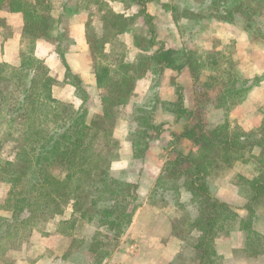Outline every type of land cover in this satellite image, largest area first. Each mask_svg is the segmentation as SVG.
<instances>
[{
    "label": "trees",
    "instance_id": "trees-1",
    "mask_svg": "<svg viewBox=\"0 0 264 264\" xmlns=\"http://www.w3.org/2000/svg\"><path fill=\"white\" fill-rule=\"evenodd\" d=\"M209 1L212 16L216 18L214 14L217 15L219 22L232 24L237 19L248 23L261 20L263 29L259 30L258 37L264 40V0ZM1 9L22 15L25 40H45L58 45L61 40L68 39L67 29L54 34L49 0H0ZM141 14L150 24L151 17L144 10ZM102 21L104 33L97 39L99 54L96 55L94 49V37L89 38L86 32L93 73L97 87L102 91L101 114L95 120H88L86 108L72 110L52 96L57 82L42 60L23 56L18 68L0 65V125L9 130L18 127L20 132L13 160L0 159V182L10 186L5 206L11 213L10 221L15 223L7 234L17 236L24 227L34 228L40 222H51L55 226V234L70 237L79 223L98 221L106 233L98 231L93 237L89 246L93 255L100 254L109 245L108 234L114 239L123 234L138 209L136 186L110 175L112 162L117 159L112 137L114 110L129 102L136 83L148 70L144 63L137 65L127 61L125 45L118 39L129 31L131 19L108 12ZM2 25L0 19V27L5 29V24ZM150 29L153 37L152 26ZM135 38L133 41L139 48ZM97 59L100 62L96 63ZM151 60L161 67H176L172 52L162 47L154 51ZM186 66L192 74L195 73L191 60L187 59ZM235 84L236 80H233L232 86L223 91V96L213 104L215 108H221L225 94L238 95L249 88L238 91ZM77 92L86 102L87 96L78 86ZM178 104L177 118L188 122L177 138L190 142L192 148L187 153H176L169 158L163 172L172 181H180L184 191L204 204L206 212L201 214L200 208V215L191 227L192 232L197 233L193 246L198 253L197 264H219L215 240L225 230V224L237 220L249 248L254 245L253 239L257 244L263 240V236L253 229V224L259 217L258 207H264V159L261 158L264 150L259 157L251 158L260 164V168L257 175L244 179L243 185L248 193L245 204L247 216L239 219L229 204L210 193L206 180L220 164L245 162V151L251 150H247L238 138L232 137L227 121L209 127L194 110L182 106L180 95ZM2 143L0 140V150ZM257 147L263 149L264 140ZM133 158H139L134 151ZM66 209L70 214L64 218ZM257 254L259 252L252 253Z\"/></svg>",
    "mask_w": 264,
    "mask_h": 264
},
{
    "label": "rangeland",
    "instance_id": "rangeland-1",
    "mask_svg": "<svg viewBox=\"0 0 264 264\" xmlns=\"http://www.w3.org/2000/svg\"><path fill=\"white\" fill-rule=\"evenodd\" d=\"M68 1L72 6L68 13L77 11L88 12L86 32H88L89 38L94 37L96 55L100 53L99 49H97L99 47L97 39L104 33L102 18L108 12H114L123 14L127 20L131 19L129 25L131 30L129 29V31L119 36L118 39L125 45L128 62L137 65L144 63L145 67L147 66L148 70L143 79L147 78L150 82L148 91L134 99L135 103L132 109L125 112L123 107H119L114 110L115 128H117V124L123 118L128 120V126L131 131L126 138V142L139 158H134L135 161L121 172L119 168H112L110 172L113 178L123 182H127L131 177L136 180L127 183L137 188L138 209L131 225L123 234L118 239H114L113 235L108 234L109 245L102 249L100 254L93 255L89 251L93 237L98 231L102 234L106 233V229L100 228L98 221L79 223L70 237L55 234V226L51 222H40L34 228L30 226L24 227L17 236L8 235L7 233L15 225V223L10 221L12 220L11 213L6 210L5 206L10 186L7 183L0 182V225L4 224V226L0 227V264H197L198 253L193 249L196 244L197 233L192 232L191 227L194 220L200 215V208L201 214L206 212L203 208L204 204L191 194L189 198L185 197V194L182 195L181 192L184 190L180 181H172V178L163 172V168L169 158L174 157L176 153L188 152L192 146L190 142L181 141L174 137L173 144L175 143V145L172 149L165 147L159 155L160 160H165V163L159 173H157L159 167H157V143L155 145V141H157L160 131L164 133L163 140H165L167 134L173 133L171 132L172 125L164 119L167 118V114L165 115L164 112L169 110L177 112L179 104L178 102L169 103L165 101V98L175 97L174 92L169 94V90L164 91L161 85V80L167 79L169 73L165 74V71H163L164 67L162 68L155 64L151 58L154 51L162 47V49H168L172 52L173 61L174 58L176 59L177 50H181V54L179 53L178 56L183 60H192L195 66L193 77L197 81L198 89H203L209 85V90L207 91L209 98L202 99V102L195 106L196 115L201 117L209 127H214L227 121L232 137L238 138L247 146V150H251V152L245 151L243 158L246 161H250L255 147L264 140V100L255 105V108L248 107L246 111L243 109L242 112L238 110L250 87L264 80V40L258 37L259 30L263 29L261 20L248 23L244 19H237L235 23L221 22L223 25H219L217 15L214 14L216 18L212 16L213 10L209 0ZM49 2L52 7L54 34L58 31L62 32L66 25L63 22L64 16L60 15V12L65 0H49ZM147 5L149 10L151 6L153 7V13H157L158 6L163 11L161 16L154 19L151 18L150 24L145 21L144 14H141V10H143V7L146 9ZM102 10H105V13ZM248 25L249 28L246 27ZM150 26H152V33H154L153 37H151ZM176 27L179 31L178 34L181 36L183 34L185 38L183 46L187 45L188 47L186 53L180 49L182 41L175 33V36L167 43L168 46L166 47L161 43L162 41H158L159 38L173 35ZM201 29L202 31L199 32ZM8 34V29L0 27V35L6 37ZM189 34L199 35L198 38L194 37V40H192L193 37ZM133 37H136L135 42L136 44L138 42L137 46L142 50L135 46ZM26 41L27 45H25L23 56H35V41ZM197 41H201V43H197ZM69 44L68 39H64L56 45L55 48L57 50L53 55V59H56V62L57 59L58 61H60L59 59H64V52L69 48ZM97 62H100V60L97 59ZM91 64L93 66L92 57ZM19 65L16 67L7 66L18 68ZM249 68L251 69L248 70ZM68 79L72 85L76 86V89L78 86L83 90L78 85L76 78L68 76ZM213 80L219 81L213 82ZM233 80H236V90L240 91L249 86L248 90L240 92L238 95L225 94L221 108H214L213 104H216L223 96V91L225 92L232 86ZM202 83L206 85L203 86ZM217 88L221 91V95L218 98L215 95ZM77 96H79V92H77ZM82 96L84 95L82 94ZM130 100L133 99L130 98ZM210 100H213V102H210ZM65 104L72 110H77L72 104ZM235 108L237 113H242L241 115L247 114L248 110L253 111L255 109L256 116L260 115L262 118L260 126L249 131L243 129L238 125L237 119L233 120L230 117L233 114L231 112ZM213 110L219 111L216 113ZM159 111L163 112L164 115H161ZM94 112L93 114L95 115L88 116L89 121L99 118L101 113L97 114L96 109H94ZM158 122L162 123L159 124ZM183 122V127H185L188 121L182 118V123L176 126L173 124V129L179 131ZM3 126V124L0 125V140L3 142V147L0 150V159L2 161L13 160L19 144L20 132L18 127H12L9 130L8 127ZM125 129L126 126L123 125L118 131L121 130L123 133ZM112 139L115 142L114 154L118 159L119 155L123 154L125 144L115 139L114 136ZM145 147L147 149L143 153L142 150ZM151 147L153 149H150ZM261 150H264V147ZM261 158L264 159V154ZM233 164H220L218 169L214 170L206 180V184L215 198H217L216 195L223 193L224 195L220 196H224L230 202L233 200V203L235 201L238 204L243 202L246 204L248 193L243 185L246 177L244 178L240 174L232 178L230 172L233 169ZM245 173V175H251L253 172L248 168ZM150 180H153L151 187L141 184V181L149 183ZM227 204L239 217L240 206L236 205V203ZM143 207H146L149 212L143 216L140 215L136 220L137 225L133 227L137 213ZM157 209L161 210L166 218L167 216H172L171 235L178 239L176 242L179 244V248H177L176 242L166 246L168 247L167 250L165 249V252L162 251L164 254L158 253L157 249L159 250V247L165 244V239L159 242L156 237L150 241L143 239L144 241L136 242V236L133 235V232H137V226H142L141 223L148 224V229H144V233L151 236L157 235V222L154 223V220H157ZM257 212L259 217L254 225L264 232V223L260 219L264 216V207H258ZM69 214L70 210L66 209L63 217L67 218ZM6 221L10 222L6 223ZM237 225V220L225 224V230L215 240L216 251L218 255L220 253L218 263L264 264V254L261 252L264 251V236L262 235L263 240L258 244L253 239L254 245L249 248L246 243L245 233L233 235ZM103 242L106 241L103 240ZM253 251L259 252V254L252 255ZM168 259L170 261H167Z\"/></svg>",
    "mask_w": 264,
    "mask_h": 264
},
{
    "label": "crops",
    "instance_id": "crops-1",
    "mask_svg": "<svg viewBox=\"0 0 264 264\" xmlns=\"http://www.w3.org/2000/svg\"><path fill=\"white\" fill-rule=\"evenodd\" d=\"M62 7H61L60 15L64 16L63 22L66 25L65 29H67L68 41L70 42L69 48L64 52V59L62 60L59 59L60 61H58L57 59V62H56V59L55 60L53 59V55L55 51L57 50V48H55L56 45H51L44 40H37L34 42L35 57L38 59H42L44 61L45 65L49 68L50 76L53 79H55L57 82V84L53 87L52 96L61 102L72 104L74 108L76 109H80L82 107L86 108L88 111V116L91 117L95 115L93 114L95 113L94 109L97 110V114L101 113V103H100L101 96L100 95L102 91L97 87V84H96L95 75L93 73V66L91 64L90 50H89V46L86 41V25H87L89 14L88 12H85V11H77L73 13H68L70 10V7H72L68 0H65V3L62 5ZM146 9L143 7L145 14H148L152 19H154L155 17L161 16L163 13L162 9L159 6L157 7V13L155 12L153 13L152 6L149 10V6L147 5ZM0 19L3 20L6 28L9 30V34L6 37H3L2 35H0V65H11V66L16 67L19 65L20 59L25 53V50H24V48L26 47L25 45H27V41L24 40L22 36L23 18L20 13H10V12H7L6 10H2L0 11ZM218 24L223 25L221 22L219 23V21H218ZM201 31L202 29L199 32ZM174 33L178 35L179 39H181L182 41V46H180V49H182V51L184 50V52L186 53L188 51V47L187 45L183 46V41L185 40V38L183 37V34L182 36L178 34L179 31L177 30V27H176L175 32H173V35H170L169 37L164 36L162 38H159L158 41L160 42L162 41L161 43H163L166 47L168 46L167 43L170 42V40L175 36ZM189 35L192 36L193 37L192 40H194V37L198 38L199 34L198 35L193 34L194 36L191 34ZM197 43H201V41L199 42L197 41ZM179 53L181 54V50L180 51L177 50V54L175 55L176 59L174 58V64L176 67H170V68L164 67V70H163L165 71V74L169 73L168 74L169 76L167 79L165 78L161 80L162 88H164V91L169 90V94H172L173 92L175 94V97L165 98V101L169 103L178 102V95H180L182 98V106L187 110H194L195 106L199 105V102H202V99L209 98L207 96L209 85H207V87L203 89L202 88L198 89L199 86L196 84L197 81L195 80V77H193L194 74H192L190 68L186 66L187 60L185 61L180 56H178ZM250 69L251 68H249L248 70ZM68 76H72L76 78L77 82L78 81L80 82V87L83 88V91L85 92L87 96L86 102H83L81 98L77 96V89L74 85L70 83ZM215 81H219V80H213V82ZM149 84L150 82L147 78L146 79L142 78L136 83L133 96L131 97L133 100H130L128 104L122 106L123 109H125V112L134 107V103H135L134 99L138 98L139 95L146 93L148 91ZM202 84L203 86L206 85L204 83ZM263 87H264V80L259 81V83L253 85L247 91L245 99L240 104L239 110L238 109L237 110L242 112L243 109L246 111L248 107L255 108V105H258V103L264 100V88ZM215 91H217L215 95H216V98H218L221 95V91L218 88ZM210 102H213V100H210ZM254 110L255 109H253V111L251 110L252 112L248 110L247 114L241 115L242 113H239V112L237 113L236 108H235V110L231 112L233 114L230 115V117L233 118V120L237 119L238 125L241 126L243 129H245L246 131H249V130L254 129L255 127H259L261 124V120H262L260 115L256 116ZM213 111L218 113L219 110H213ZM159 113L161 115H164L163 112L161 111H159ZM164 113L165 115L167 114L166 115L167 118H164V119L172 125L171 132H173L172 134L174 136L172 134H167L165 140H163L162 138H164V133H162V131H160V133L158 134L159 136H157V141H155V145L157 143V167H159L157 170V173H159V170L165 163V160L161 161L159 157L160 153L162 152V149L165 147H170L172 149V147L175 145V143L173 144L174 137L177 138L181 134L184 128L183 127L184 122H183V125L181 128H179V131H176L173 129V124L176 126L179 123H182V118H177L175 111L172 112V110H169ZM120 122L117 124V128H115L113 136L115 139L125 144V146L123 147V154L121 153L119 155V158L115 162L112 163L111 169L119 168V171L121 172L127 169V167L133 161H135V159L133 158V150L131 146L127 145V142H126V138L131 131L128 126L129 122L125 118H123V120H121ZM162 122H164V120H162ZM162 122H158V123L160 124ZM123 125L126 126V129L122 133L121 130L118 131V129L121 128ZM180 140L185 141L182 139ZM150 149H153V147H151ZM260 154H261V148L255 147V150L253 151V156L259 157ZM248 168L253 172L251 173V175H245L246 174L245 172L247 171ZM259 168H260V164L257 163V161L254 159H251L250 161H245V162L237 161L233 164V169L230 173L232 175V178L235 177L236 175L241 174L242 177L244 176V178L246 177V179L248 180L252 178L253 176L257 175ZM133 181H136V180L132 177L131 179L127 180V182H133ZM145 181H141V184H143V186L151 187L153 180H150L149 183ZM181 194L182 195L185 194V197L187 198L190 197V193L186 191L181 192ZM220 195H224V194L222 193ZM220 195H216L217 199H220L225 203L227 202L230 204H235V203L236 205L238 204V202L234 201L233 203V200L232 202H230L224 196H220ZM238 205L240 206L239 211L237 210L239 212V219L245 218L247 216V211L245 209V202L240 203ZM148 212L149 210L146 207L141 208L139 212L137 213V217L134 221L133 227L134 225H137L136 220L138 219V217L140 215L143 216L144 214ZM169 215L171 216L170 213ZM260 219H261V222L264 223V216L261 217ZM154 221H155L154 223L157 222V225H156L157 235L151 236L149 234L144 233V229H148L147 223H141L142 225L141 227L137 226L136 228L137 232H133V235L136 236L135 237L136 242L144 241L143 239H145L146 241L148 240L150 241L152 238H156V237H157V241L159 242L165 239L166 240L165 244L161 245V247H159V250L157 249L158 253L164 254L163 252H165L168 248L166 246H169L170 244H174L176 240H178L176 237H173L171 235L172 216L171 217L167 216L166 218L164 217L162 211L157 209V220H154ZM254 224H253V229L259 234L264 236V232H262V230H260L258 226H255ZM242 234L243 232L240 231L239 226L237 225V227L235 228V231L233 232V235H242ZM176 245H177V248H179L178 242H176ZM258 258L263 259L262 257H258ZM170 260L168 259L167 261H170Z\"/></svg>",
    "mask_w": 264,
    "mask_h": 264
}]
</instances>
